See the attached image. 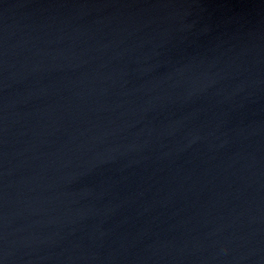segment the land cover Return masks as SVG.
<instances>
[{
  "label": "water",
  "instance_id": "95a60500",
  "mask_svg": "<svg viewBox=\"0 0 264 264\" xmlns=\"http://www.w3.org/2000/svg\"><path fill=\"white\" fill-rule=\"evenodd\" d=\"M0 264H264V0H0Z\"/></svg>",
  "mask_w": 264,
  "mask_h": 264
}]
</instances>
